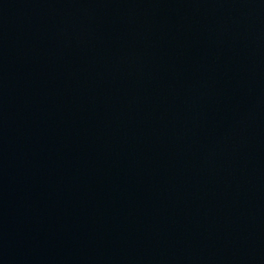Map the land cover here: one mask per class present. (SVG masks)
<instances>
[{"label":"water","instance_id":"water-1","mask_svg":"<svg viewBox=\"0 0 264 264\" xmlns=\"http://www.w3.org/2000/svg\"><path fill=\"white\" fill-rule=\"evenodd\" d=\"M264 157V0H0V264H187Z\"/></svg>","mask_w":264,"mask_h":264}]
</instances>
